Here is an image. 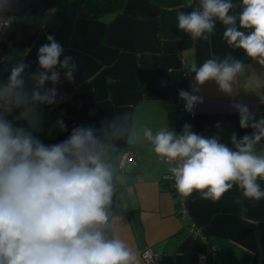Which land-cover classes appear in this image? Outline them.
<instances>
[{
  "label": "clouds",
  "instance_id": "obj_1",
  "mask_svg": "<svg viewBox=\"0 0 264 264\" xmlns=\"http://www.w3.org/2000/svg\"><path fill=\"white\" fill-rule=\"evenodd\" d=\"M19 4L0 0V39L11 30V12ZM237 6L240 11L233 13ZM176 19L178 29L193 42L209 40L219 21L228 47L264 66V0H241L239 5L198 0L191 12L178 11ZM45 39L37 50L35 71L15 55L8 58V68H0V264H138L137 253L116 235L113 211L126 205L122 199L117 205L124 177L112 156L117 142L127 143L129 137L147 143L167 165L181 197L196 193L215 203L237 187L250 202L264 199L258 182L264 181V152L257 150L264 147V116L243 100L233 99L231 108L240 128L252 132L239 136L233 131L230 145L192 131L187 123L179 133L168 126L154 131L130 122L128 113L105 118L98 128L75 126L65 139L46 144L40 136L43 108L63 101L57 86L64 80L74 84L79 64L54 35ZM188 72L194 73L197 87L192 92L181 89L178 95L191 112L203 102L194 93L207 82L233 97L245 63L228 54L192 64ZM56 127L67 131L62 119ZM235 203L242 205L239 199Z\"/></svg>",
  "mask_w": 264,
  "mask_h": 264
},
{
  "label": "crops",
  "instance_id": "obj_2",
  "mask_svg": "<svg viewBox=\"0 0 264 264\" xmlns=\"http://www.w3.org/2000/svg\"><path fill=\"white\" fill-rule=\"evenodd\" d=\"M188 2L192 0L162 6L154 0H125L118 13L88 19L79 15L77 0H20L11 12L15 17L11 30L0 39V68H6L8 58L15 55L26 59L29 71H35L37 50L46 43L47 34L54 35L65 54L79 64L75 83L64 80L57 86L63 101L43 108L41 139L57 143L75 126L98 128L105 118L123 113L129 114L130 122L154 131L168 126L179 133L187 123L192 131L218 136L229 145L233 131L239 136L251 134L252 129L240 128L231 101L243 100L264 116V66L247 59L242 50L229 48L219 21L207 41L193 42L181 32L176 17L178 11L193 10ZM233 2L239 5L241 0ZM239 11V6L232 10ZM228 54L245 63L233 97L210 81L194 93L203 99L195 115L180 113L179 90L192 92L197 87L194 73L188 72L190 66ZM2 75L6 78L7 72ZM58 119L67 125L66 132L56 127ZM117 143L112 159L124 177L117 188V205L122 199L126 207L113 209L115 232L137 253L138 264H145L141 254L149 247L158 255L152 264H200L197 255L206 244L218 248L217 256L207 264H244L236 249L250 256L248 264H264V199L250 202L237 187L215 203L193 193L185 201L186 215L181 216L170 182L163 180L169 174L167 165L147 143L130 142V137L127 143ZM125 149L133 151L136 162L120 167ZM257 150L264 152V147ZM258 182L264 189V181ZM238 199L242 205L235 203ZM191 223L200 227L205 241L188 235Z\"/></svg>",
  "mask_w": 264,
  "mask_h": 264
},
{
  "label": "built area",
  "instance_id": "obj_3",
  "mask_svg": "<svg viewBox=\"0 0 264 264\" xmlns=\"http://www.w3.org/2000/svg\"><path fill=\"white\" fill-rule=\"evenodd\" d=\"M195 4L198 5V0H196ZM1 62H2V59H1ZM182 63L185 67L186 63L184 60L182 61ZM9 66H10V64H6V68H8ZM184 77H187L186 73H184ZM184 103L185 102L182 100L178 104V110L180 111V113L187 114L191 117L193 115H195V113L197 111V105L198 104L194 106V108L191 112H189V111L185 110ZM128 162L135 164V162H136L135 161V155H134L132 150L125 149L122 152V155H121V158L119 161V166L124 167V165ZM163 180L166 182H170V189H171V191H173V193L175 194V197H176L177 213L181 216L186 215V205H185L186 198L181 197L176 192L175 187H174V180L171 178L170 174L165 175ZM188 235L193 239H200L202 241L206 240L205 234L202 232L200 227L197 226L195 223H191L189 225ZM217 254H218V248L217 247L210 246V245L206 244L203 247V249L198 253L197 259H198V262L200 264H207V263H210L217 256ZM157 257H158V255L150 247L145 249L141 254V258L145 264H152L157 259Z\"/></svg>",
  "mask_w": 264,
  "mask_h": 264
},
{
  "label": "trees",
  "instance_id": "obj_4",
  "mask_svg": "<svg viewBox=\"0 0 264 264\" xmlns=\"http://www.w3.org/2000/svg\"><path fill=\"white\" fill-rule=\"evenodd\" d=\"M78 13L88 19H98L105 15L118 13L125 0H77ZM162 6H173L181 3V0H154Z\"/></svg>",
  "mask_w": 264,
  "mask_h": 264
},
{
  "label": "water",
  "instance_id": "obj_5",
  "mask_svg": "<svg viewBox=\"0 0 264 264\" xmlns=\"http://www.w3.org/2000/svg\"><path fill=\"white\" fill-rule=\"evenodd\" d=\"M188 2L187 5L190 7V8H195L197 7L198 5L195 4V3H190ZM134 140L130 137V142H133ZM235 253L240 257L241 261L244 263V264H248L249 263V260H250V256L243 252L241 249H236Z\"/></svg>",
  "mask_w": 264,
  "mask_h": 264
}]
</instances>
